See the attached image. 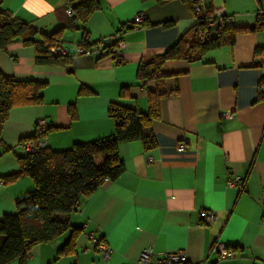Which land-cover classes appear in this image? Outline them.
Masks as SVG:
<instances>
[{
    "label": "crops",
    "instance_id": "0c3cea01",
    "mask_svg": "<svg viewBox=\"0 0 264 264\" xmlns=\"http://www.w3.org/2000/svg\"><path fill=\"white\" fill-rule=\"evenodd\" d=\"M80 1L3 4L40 34H58L70 62L38 65L35 49L22 41L0 51V73L45 83L43 103L13 107L0 130V219L16 213L17 200L36 187L31 176L19 174V159L29 152L23 142L36 136L41 119L50 124L49 147L61 151L114 133L112 102L147 114L149 93L166 92L152 121L157 145L121 143L124 172L81 200L66 232L35 245L25 262L8 264H137L148 247L155 259L183 252L185 264H264V30H249L264 13V0H210L234 17L235 27L225 30L219 48L201 57L167 58L160 81L141 78L139 66L192 39V5L97 0L101 9L83 23L67 13ZM144 13L148 19L132 27ZM115 35L126 44L120 56L99 46L91 55L80 50L105 45ZM123 89L128 95H121ZM181 142L186 150L179 149ZM95 162L101 166L104 157L95 156ZM234 176L244 178L242 189L229 186ZM204 211L216 214L210 225L202 222ZM91 232L111 247L108 260L92 246ZM219 242L233 250L232 257L219 258Z\"/></svg>",
    "mask_w": 264,
    "mask_h": 264
},
{
    "label": "trees",
    "instance_id": "16d2710c",
    "mask_svg": "<svg viewBox=\"0 0 264 264\" xmlns=\"http://www.w3.org/2000/svg\"><path fill=\"white\" fill-rule=\"evenodd\" d=\"M150 1L164 3L168 0ZM184 1L190 3L194 10L196 0ZM4 2L5 0H0V51H6L13 42L22 41L35 49L38 65L66 66L70 62L68 54L52 51L53 48L62 47L58 34H40L37 29L15 19L11 12L3 8ZM71 9L74 12L72 18L85 23L101 9V5L97 0H84L74 3ZM211 10L212 5L208 11ZM206 16L207 13L205 16H197L192 39L186 40V43L181 40L164 55L153 57L141 64L139 76L160 81L161 66L167 58L180 55L194 59L211 49L219 48L223 44L225 30L203 43L199 41L198 30L203 26ZM249 30H264V13H259L256 25ZM86 35L88 33H85ZM119 40L115 35L105 44V48L114 52L115 43ZM186 47V53L180 52ZM259 85H264V76L261 77ZM44 86L45 83L41 81H21L0 73V130L13 107L43 103L44 98L40 90ZM166 94L149 93L147 114L112 102L109 114L115 122V131L110 135L92 142L77 143L61 151H54L49 147L38 152H28L20 157L19 174L31 176L36 187L17 200L16 213L5 214L0 219V264H8L14 260L25 262L35 245L54 240L66 232L71 227V214L81 200L91 195L106 181L116 180L124 172L125 166L119 156L121 143L141 139L147 149H153L157 145L152 133V121L159 117L160 99ZM121 95H128L127 89H123ZM263 97L262 91H259V98ZM98 155L104 157L101 166H97L95 162V156ZM14 176L16 175L7 178L13 179ZM1 180L4 183V179ZM67 248L68 245L62 249L63 252Z\"/></svg>",
    "mask_w": 264,
    "mask_h": 264
},
{
    "label": "built area",
    "instance_id": "2783aa9c",
    "mask_svg": "<svg viewBox=\"0 0 264 264\" xmlns=\"http://www.w3.org/2000/svg\"><path fill=\"white\" fill-rule=\"evenodd\" d=\"M211 3L210 0H196V5L194 8V14L197 19L198 15H206L204 24L198 30V36L200 37V43L205 42L207 39H212L216 37V34L220 31L227 30L229 28L235 27V19L234 17L230 16L228 12L224 8H214L212 7L211 12L208 11L210 8ZM208 11V12H207ZM67 13L70 16L74 15L73 10L71 7L67 8ZM148 19V15L146 13L141 14L140 16L134 19V27H138L144 21ZM197 22V20H196ZM111 42V41H110ZM98 46L104 47L105 45L99 43L98 45H90L89 47H82L80 50L82 53L86 55H91L93 52H98ZM126 48L125 42L119 40L115 43L113 48L114 53L118 54L119 56ZM52 51L54 53H61L66 55L68 53L67 47L62 45L60 48H53ZM100 55L105 53L100 52ZM232 113H223V118H232ZM50 128V124L47 122L46 119H41L38 122L36 128V136L32 139H28L23 142V145L29 152H38L42 149L49 148L48 140L45 137V134ZM180 150H186V143L181 142L179 144ZM3 184V181L0 179V185ZM229 186L238 187L242 189L244 187V178L241 176H234L229 179L228 181ZM216 218V214L212 211H204L202 213L203 223L205 225H210ZM90 239L92 240V246L97 248L103 255L105 260H108L111 256L112 249L109 244L104 240L100 239L95 236V233L91 232L88 234ZM214 251L218 253L220 259H226L233 256L234 252L231 248H229L225 243L219 242L215 245ZM186 256L183 252L177 253H163L157 259L154 258V250L152 247L145 248L142 253L140 260L137 264H183L186 262Z\"/></svg>",
    "mask_w": 264,
    "mask_h": 264
}]
</instances>
